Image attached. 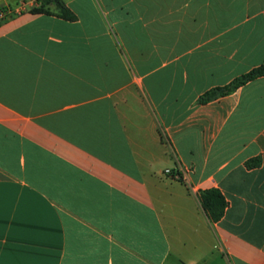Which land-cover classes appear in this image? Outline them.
<instances>
[{"label": "crops", "instance_id": "0c3cea01", "mask_svg": "<svg viewBox=\"0 0 264 264\" xmlns=\"http://www.w3.org/2000/svg\"><path fill=\"white\" fill-rule=\"evenodd\" d=\"M61 1L0 22V264H264V74L204 97L264 0Z\"/></svg>", "mask_w": 264, "mask_h": 264}, {"label": "trees", "instance_id": "16d2710c", "mask_svg": "<svg viewBox=\"0 0 264 264\" xmlns=\"http://www.w3.org/2000/svg\"><path fill=\"white\" fill-rule=\"evenodd\" d=\"M49 2H52L54 4V6L56 7V13L58 15L67 19H71L74 17L72 12L64 5L61 0H39V3L35 6H32L29 11L32 13L48 11L49 9L47 7V4ZM260 74H264V63L236 76L230 82L223 86L213 88L212 90L207 92L204 97L209 98L214 96L215 94L228 92L236 88L238 85L244 83L246 80ZM199 199L203 209L210 219L215 220L221 216L225 201L222 194L217 188L211 187L201 190L199 192Z\"/></svg>", "mask_w": 264, "mask_h": 264}, {"label": "built area", "instance_id": "2783aa9c", "mask_svg": "<svg viewBox=\"0 0 264 264\" xmlns=\"http://www.w3.org/2000/svg\"><path fill=\"white\" fill-rule=\"evenodd\" d=\"M27 2L33 3L34 0H0V22L14 13L21 12ZM164 172H170V169L164 168Z\"/></svg>", "mask_w": 264, "mask_h": 264}]
</instances>
